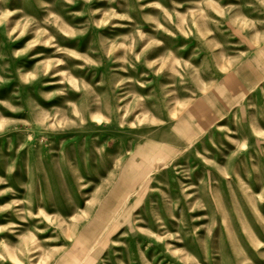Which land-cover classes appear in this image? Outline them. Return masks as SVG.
<instances>
[{
    "label": "rangeland",
    "instance_id": "1",
    "mask_svg": "<svg viewBox=\"0 0 264 264\" xmlns=\"http://www.w3.org/2000/svg\"><path fill=\"white\" fill-rule=\"evenodd\" d=\"M0 264H264V0H0Z\"/></svg>",
    "mask_w": 264,
    "mask_h": 264
}]
</instances>
